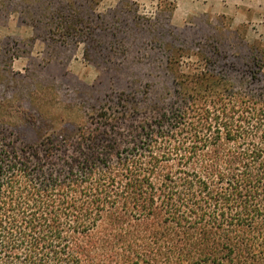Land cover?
Returning a JSON list of instances; mask_svg holds the SVG:
<instances>
[{
    "label": "trees",
    "instance_id": "1",
    "mask_svg": "<svg viewBox=\"0 0 264 264\" xmlns=\"http://www.w3.org/2000/svg\"><path fill=\"white\" fill-rule=\"evenodd\" d=\"M194 54L160 95L0 96V264H264V67Z\"/></svg>",
    "mask_w": 264,
    "mask_h": 264
},
{
    "label": "rangeland",
    "instance_id": "2",
    "mask_svg": "<svg viewBox=\"0 0 264 264\" xmlns=\"http://www.w3.org/2000/svg\"><path fill=\"white\" fill-rule=\"evenodd\" d=\"M200 49L249 79L264 67V0H0V96L28 108L35 92L95 101L150 84L160 95ZM254 77L264 86V68Z\"/></svg>",
    "mask_w": 264,
    "mask_h": 264
}]
</instances>
